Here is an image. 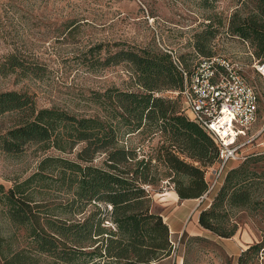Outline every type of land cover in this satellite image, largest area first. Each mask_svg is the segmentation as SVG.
Returning a JSON list of instances; mask_svg holds the SVG:
<instances>
[{"label":"trees","instance_id":"16d2710c","mask_svg":"<svg viewBox=\"0 0 264 264\" xmlns=\"http://www.w3.org/2000/svg\"><path fill=\"white\" fill-rule=\"evenodd\" d=\"M212 7V3H205ZM205 23L190 37V54L198 58L223 57L214 50L219 33L237 39L264 60V0H235L224 12H211ZM90 46L96 53L94 65L126 63L138 91L109 87L95 92L102 114L80 115L59 107H38L32 95L16 90L0 91V117L12 116L0 128V149L18 154L27 144L53 149L63 155H45L35 170L9 187L0 183V205L9 221L27 229L34 251L67 264H158L177 254L169 227L154 207L153 187L167 180L180 199L199 198L207 188L209 168L218 148L212 137L193 122L182 109L181 98L160 93L182 87L183 77L168 53L157 47L128 46L105 50ZM225 58V57H224ZM228 59V58H226ZM93 65V66H94ZM20 69L23 75L41 76V68L26 65L15 54L6 56L3 73ZM146 134L148 141L159 134L153 154L137 155L140 144L120 139ZM103 155L99 164L96 155ZM264 154L250 156L230 168L212 197L198 213V224L212 234L229 238L237 231L232 214L253 210L262 183L258 171ZM52 183L70 195L65 205L48 207L33 198L35 188ZM92 209L86 214V207ZM103 206V208H102ZM110 206V209H108ZM83 216L76 218L77 215ZM182 236H187L186 232ZM204 239L201 236H192ZM3 264H38L29 251L2 248ZM180 244V241H179ZM260 242L247 245L237 264H257ZM184 264L186 261L184 260Z\"/></svg>","mask_w":264,"mask_h":264},{"label":"rangeland","instance_id":"374dc122","mask_svg":"<svg viewBox=\"0 0 264 264\" xmlns=\"http://www.w3.org/2000/svg\"><path fill=\"white\" fill-rule=\"evenodd\" d=\"M212 3L208 7L205 3ZM235 0H0V91L16 90L32 95L38 107H59L80 115L102 114L94 100L95 92L109 87L138 91L132 71L126 63L118 65H94L98 55L90 54V46L102 44L100 56L105 50L136 47L170 48L188 65L198 58L190 54V40L194 30L200 29L211 12L227 13ZM217 54L238 63L240 74L250 83L258 96V117L253 129L264 121V76L253 67L257 59L243 42L226 37L222 32L215 39ZM15 54L26 65L39 66L41 76L23 75L20 69L3 73L1 65L6 56ZM260 62V61H259ZM263 62V61H261ZM94 65V66H93ZM12 116L0 117V128L11 123ZM146 134L120 139L140 144L137 155L153 154L160 139L156 134L148 141ZM45 155H63L53 149L44 150L36 144H27L18 154H8L0 149V183L6 188L14 179L31 174L38 161ZM103 155H96L93 163L99 164ZM240 162L229 163V169ZM258 171L264 172V161L258 163ZM209 177V172L206 174ZM256 195L253 210H238L232 214L237 231L249 235V241L264 245V176ZM57 184L49 188H35L33 198L53 208L65 205L70 195ZM153 195L168 190L163 182L151 187ZM192 201L187 226L196 225V212L206 206ZM103 208V206H102ZM162 208L158 199L155 209ZM92 206L86 207V214ZM83 216L79 214L76 218ZM201 236L204 239H195ZM0 238L3 250H26L39 257L38 264H67L34 251V243L27 229L13 225L0 205ZM176 237L172 236L175 241ZM180 257L186 264H233L214 234L203 231L198 235H180ZM252 244V243H250ZM0 264H3L0 261ZM255 264V263H253Z\"/></svg>","mask_w":264,"mask_h":264},{"label":"built area","instance_id":"2783aa9c","mask_svg":"<svg viewBox=\"0 0 264 264\" xmlns=\"http://www.w3.org/2000/svg\"><path fill=\"white\" fill-rule=\"evenodd\" d=\"M163 50L180 70L183 84L177 90L168 89L160 94L170 98L179 96L187 116L212 137L218 148L217 160L209 168L207 188L197 198L198 204L208 205L230 162H243L250 156L264 154V121L258 129H253L258 117V96L240 74L238 63L230 59L202 58L187 70L176 51ZM253 67L264 76V60L255 62ZM163 184L171 188L167 180ZM177 246L178 242H174V248ZM256 262L264 264V246L257 252Z\"/></svg>","mask_w":264,"mask_h":264},{"label":"crops","instance_id":"0c3cea01","mask_svg":"<svg viewBox=\"0 0 264 264\" xmlns=\"http://www.w3.org/2000/svg\"><path fill=\"white\" fill-rule=\"evenodd\" d=\"M222 182L219 184L216 191L212 194V197H214L219 187L221 186ZM153 198H154V203L157 199L161 203L162 208L159 212L162 214L164 221L167 223L169 227L171 238L172 236L176 237L175 242H177V237L182 235L183 232L189 233L190 235H198L201 234L203 231H208L202 228L198 224V213H199L198 211L194 216L195 217L194 220L196 222V225L198 226H193L192 228H189L187 226L188 217L190 213H192V208L190 209L188 206L191 205L192 201H196L197 198L180 199L177 193L172 188H168V190L165 191L157 192V196L153 195ZM216 238L219 239L220 244L222 245L228 256L234 257L235 260L233 264H237V257L242 251V249L247 247V245H249L250 243H253L252 240L249 241V235H247L244 232L243 233L238 232L237 234L235 233L232 237L229 238H223L218 236H216ZM178 246L179 247L177 254L174 253L172 255L163 258L158 262V264H184L183 258L180 257L179 255L180 254L179 242H178Z\"/></svg>","mask_w":264,"mask_h":264}]
</instances>
